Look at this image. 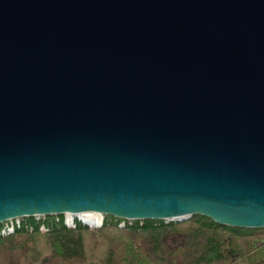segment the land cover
Returning a JSON list of instances; mask_svg holds the SVG:
<instances>
[{
  "label": "water",
  "instance_id": "95a60500",
  "mask_svg": "<svg viewBox=\"0 0 264 264\" xmlns=\"http://www.w3.org/2000/svg\"><path fill=\"white\" fill-rule=\"evenodd\" d=\"M92 214L264 229V0H0V225Z\"/></svg>",
  "mask_w": 264,
  "mask_h": 264
},
{
  "label": "trees",
  "instance_id": "16d2710c",
  "mask_svg": "<svg viewBox=\"0 0 264 264\" xmlns=\"http://www.w3.org/2000/svg\"><path fill=\"white\" fill-rule=\"evenodd\" d=\"M60 218H47L45 233L28 219L33 231L0 236V264H264V229L230 228L201 216L168 224L107 216L101 229H68Z\"/></svg>",
  "mask_w": 264,
  "mask_h": 264
},
{
  "label": "built area",
  "instance_id": "2783aa9c",
  "mask_svg": "<svg viewBox=\"0 0 264 264\" xmlns=\"http://www.w3.org/2000/svg\"><path fill=\"white\" fill-rule=\"evenodd\" d=\"M27 220L28 219L21 218V219L11 220L5 224H2V227H0V236L8 237L21 230L33 231L35 227L34 225H38L39 231L41 233H45L48 231L47 225L45 224V221L47 220V218L45 217L32 218V220L34 221L33 223L34 225H32L31 223L30 224L27 223L26 222ZM55 221L56 223H60L61 218L55 217ZM63 224L68 229H75L77 226L81 225L90 230H97L103 227L104 218H102V221L100 222H95L92 218H90L89 215H81L76 218H74L73 216L69 218L67 215L63 217ZM120 227H125V223H122Z\"/></svg>",
  "mask_w": 264,
  "mask_h": 264
},
{
  "label": "bare ground",
  "instance_id": "6f19581e",
  "mask_svg": "<svg viewBox=\"0 0 264 264\" xmlns=\"http://www.w3.org/2000/svg\"><path fill=\"white\" fill-rule=\"evenodd\" d=\"M90 218H92L95 222H100L102 221V216L100 215H97V214H92V215H89ZM68 217L70 218L71 215H68Z\"/></svg>",
  "mask_w": 264,
  "mask_h": 264
}]
</instances>
